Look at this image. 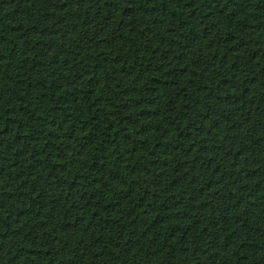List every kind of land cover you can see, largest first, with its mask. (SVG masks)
Listing matches in <instances>:
<instances>
[{
  "label": "trees",
  "instance_id": "1",
  "mask_svg": "<svg viewBox=\"0 0 264 264\" xmlns=\"http://www.w3.org/2000/svg\"><path fill=\"white\" fill-rule=\"evenodd\" d=\"M0 264H264V0H0Z\"/></svg>",
  "mask_w": 264,
  "mask_h": 264
}]
</instances>
